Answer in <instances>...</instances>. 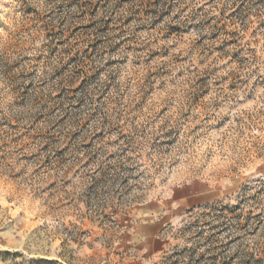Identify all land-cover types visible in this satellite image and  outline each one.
<instances>
[{"label": "rangeland", "instance_id": "1", "mask_svg": "<svg viewBox=\"0 0 264 264\" xmlns=\"http://www.w3.org/2000/svg\"><path fill=\"white\" fill-rule=\"evenodd\" d=\"M150 201L155 264H264V0H0V264H123Z\"/></svg>", "mask_w": 264, "mask_h": 264}, {"label": "crops", "instance_id": "2", "mask_svg": "<svg viewBox=\"0 0 264 264\" xmlns=\"http://www.w3.org/2000/svg\"><path fill=\"white\" fill-rule=\"evenodd\" d=\"M162 203L150 201L136 210L122 248L132 252L123 264H155V257L162 251L161 233L165 225ZM162 215V216H161Z\"/></svg>", "mask_w": 264, "mask_h": 264}, {"label": "trees", "instance_id": "3", "mask_svg": "<svg viewBox=\"0 0 264 264\" xmlns=\"http://www.w3.org/2000/svg\"><path fill=\"white\" fill-rule=\"evenodd\" d=\"M255 263H256V264H261V263H259V261H255Z\"/></svg>", "mask_w": 264, "mask_h": 264}]
</instances>
